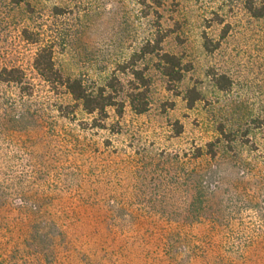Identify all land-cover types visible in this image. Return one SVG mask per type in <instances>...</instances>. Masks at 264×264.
I'll use <instances>...</instances> for the list:
<instances>
[{
  "label": "rangeland",
  "instance_id": "374dc122",
  "mask_svg": "<svg viewBox=\"0 0 264 264\" xmlns=\"http://www.w3.org/2000/svg\"><path fill=\"white\" fill-rule=\"evenodd\" d=\"M44 46L89 89L117 78L123 114L100 120L51 88L34 67ZM164 54L186 70L175 85ZM0 60L43 110L0 143V180L16 184L0 206V264H264V18L245 0H0ZM209 144L215 158H187Z\"/></svg>",
  "mask_w": 264,
  "mask_h": 264
},
{
  "label": "trees",
  "instance_id": "16d2710c",
  "mask_svg": "<svg viewBox=\"0 0 264 264\" xmlns=\"http://www.w3.org/2000/svg\"><path fill=\"white\" fill-rule=\"evenodd\" d=\"M16 4L23 3L25 0H13ZM245 6L248 12L255 18H264V0H245ZM209 51H213L210 45L205 44ZM162 71L168 79L169 85H175L183 79L186 71L182 66V62L173 55L164 54L161 57ZM34 67L41 78L49 84L53 89L64 87L73 96V98L82 103L83 110L89 114H96L100 120L108 118L107 109L116 108L119 116L123 114L124 106L119 104L113 97V93H118V86H121L117 78H113L103 87L89 89L80 80H72L65 78L57 69L53 60L52 49L48 46L40 48L34 62ZM133 77L137 82L134 85L133 92L130 94V104L134 113L141 115L147 112L148 104L146 102V93L140 91L139 86L147 87L146 79L143 74L138 71L133 72ZM222 79L217 78V85L221 89ZM25 76L20 69H9L2 65L0 60V143L8 140L19 132H23L37 125L41 118L43 110L37 104H30L34 93L25 85ZM17 86V94L3 91L2 87ZM111 90V92H110ZM193 102L195 100H192ZM193 104H190L192 106ZM216 150L214 145L209 144L204 152L201 148L194 150L191 157H187L190 161H200L203 157L215 158ZM195 162V163H196ZM204 171V170H203ZM201 170L195 176L193 196L190 195L191 201L189 207L201 210L204 207L207 195H205V184L208 181L206 175ZM6 179V178H5ZM10 180H0V206L5 205L8 198L14 193L11 187L16 184L9 183ZM194 221V220H192Z\"/></svg>",
  "mask_w": 264,
  "mask_h": 264
}]
</instances>
